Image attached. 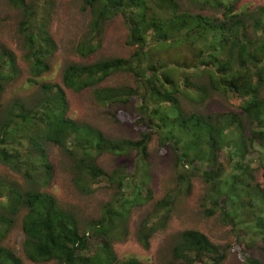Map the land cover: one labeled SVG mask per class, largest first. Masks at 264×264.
Wrapping results in <instances>:
<instances>
[{"label": "trees", "instance_id": "obj_1", "mask_svg": "<svg viewBox=\"0 0 264 264\" xmlns=\"http://www.w3.org/2000/svg\"><path fill=\"white\" fill-rule=\"evenodd\" d=\"M56 0L43 3L8 0L22 12L30 81L41 83L51 70L56 44L48 32ZM90 14L88 35L77 46L88 60L103 45L107 24L121 18L128 29L129 58L74 62L63 74V85L40 84L39 100L30 105L6 88L20 75L12 52L0 53V162L21 176L18 184L0 174V238L13 217L23 215V254L34 264H143L138 257L120 258L114 240L129 234L135 208L150 205L139 241L166 226L179 197L192 193L198 179L206 192L201 199L207 216L220 214L231 225L242 264H264L248 251H264V7L252 10L242 0H81ZM189 6V7H187ZM197 6L198 10L191 9ZM49 59V60H48ZM131 75L134 86H106L113 76ZM93 90L105 107H129L137 140H110L69 114L67 90ZM240 100L239 111L205 112L213 95ZM18 97V98H17ZM7 103L5 104L4 102ZM189 103L193 108L184 107ZM8 105L7 108H5ZM153 142L173 156L176 187L157 200L151 188L149 149ZM61 148L73 163L80 193L92 194L103 184L113 198L101 217L81 231L78 214L61 207L46 187L54 169L46 144ZM134 157L107 171L99 157ZM24 211V212H23ZM227 254L205 233L187 230L173 248L175 264H223ZM0 264H24L0 245Z\"/></svg>", "mask_w": 264, "mask_h": 264}, {"label": "rangeland", "instance_id": "obj_2", "mask_svg": "<svg viewBox=\"0 0 264 264\" xmlns=\"http://www.w3.org/2000/svg\"><path fill=\"white\" fill-rule=\"evenodd\" d=\"M29 2L43 3V0H29ZM242 5L249 6L254 11L264 7V0H242ZM82 6L81 0L55 1L54 10L48 18V32L56 44L55 53L49 61L52 64L51 70L43 75L44 81L33 86L29 84L31 76L26 59L27 47L20 24L22 12L12 7L8 0H0V53L4 50L12 52L20 70V75L13 82L14 84L6 88L4 100L18 96L19 99H25L27 104L32 105L39 100L38 86L40 84L63 85V74L70 64L129 58L133 54L135 49L127 43L128 29L121 18H116L107 24L100 50L88 60L80 59L76 49L80 42L87 37L90 21L89 12L84 11ZM191 9L198 10V7L191 6ZM126 85L134 86V79L131 75H116L106 82V86L114 88ZM66 93L69 114L74 116L80 125L90 126L110 140H137L139 138V128L130 126L134 120H130L128 116L129 107L122 105L103 107L98 103L91 89L81 93L67 90ZM4 103L6 104L7 101ZM239 104V99L230 102L224 96L216 94L210 98L203 110L220 114L230 111L240 112L237 108ZM7 107L8 105L5 108ZM184 107L193 108L189 103H186ZM1 118L0 114V122ZM46 147L48 161L54 169V179L52 184L45 188V191L55 197L61 207L78 214L79 226L83 231L101 217L103 207L113 198V190L103 184L92 194L80 193L73 181L74 176L71 171L73 163L69 156L61 148L51 143L46 144ZM168 153L167 149L160 148L156 142H153L149 149L151 188L157 200L164 198L176 187L174 159ZM133 159L134 157H129L124 160L111 154H104L99 157L98 163L105 170L111 171L124 164L132 166ZM0 174L10 182L16 184L21 182V176L1 162ZM258 177V181L264 189L263 173ZM192 188L191 194L179 197L166 226L162 227L150 239L149 249H144L138 235L141 224L152 212V207L145 205L135 208L128 222L129 234L124 240L113 241V250L116 255L120 258L138 257L143 264H175L173 248L179 242L181 234L187 230H196L205 233L222 251L226 252L227 258L223 264H242L241 253H247V250L244 248L243 252L242 247L237 245L231 225L225 224L219 213L212 217L205 214L201 199L206 189L201 181L196 179ZM23 215H8L13 217L14 224L10 231L0 238V245L15 252L24 264H34L29 262L23 254L25 241L22 231ZM248 253L264 262L263 250L255 249Z\"/></svg>", "mask_w": 264, "mask_h": 264}]
</instances>
